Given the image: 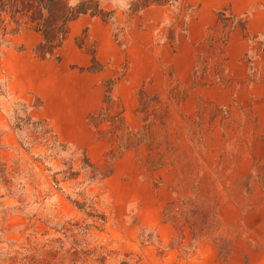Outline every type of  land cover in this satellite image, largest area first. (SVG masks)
<instances>
[{
    "label": "rangeland",
    "instance_id": "obj_1",
    "mask_svg": "<svg viewBox=\"0 0 264 264\" xmlns=\"http://www.w3.org/2000/svg\"><path fill=\"white\" fill-rule=\"evenodd\" d=\"M98 1L111 19L81 16L52 58L0 36V264H264V31ZM23 112L65 151L24 145Z\"/></svg>",
    "mask_w": 264,
    "mask_h": 264
},
{
    "label": "trees",
    "instance_id": "obj_2",
    "mask_svg": "<svg viewBox=\"0 0 264 264\" xmlns=\"http://www.w3.org/2000/svg\"><path fill=\"white\" fill-rule=\"evenodd\" d=\"M180 0H163V3H178ZM226 10L219 13V19L226 14ZM90 15L100 17L104 21L111 19V14L101 8L98 0H0V36L15 35L21 30H30L41 37L35 48V53L40 59L54 57L63 47L69 34L71 23L81 16ZM233 21H239L242 30L246 31V20L234 17ZM229 27L228 23L224 28ZM25 118L15 117L18 131L25 130L34 134L32 140H24L23 144L42 143L53 153L65 151V147L59 143L57 136L53 134L46 121L34 120L30 114ZM18 112H15V115ZM65 172H71L67 169ZM85 206V205H84ZM84 206L80 205L81 210ZM24 264H37V257L26 255L22 257Z\"/></svg>",
    "mask_w": 264,
    "mask_h": 264
},
{
    "label": "crops",
    "instance_id": "obj_3",
    "mask_svg": "<svg viewBox=\"0 0 264 264\" xmlns=\"http://www.w3.org/2000/svg\"><path fill=\"white\" fill-rule=\"evenodd\" d=\"M196 6V19L193 25L197 31L203 30L211 21L213 27L218 22V14L227 11L234 17H241L253 10L254 14L246 20V31L251 35H258L264 31V9L262 0H181V3ZM256 2L259 4L257 5ZM234 32V31H233Z\"/></svg>",
    "mask_w": 264,
    "mask_h": 264
}]
</instances>
